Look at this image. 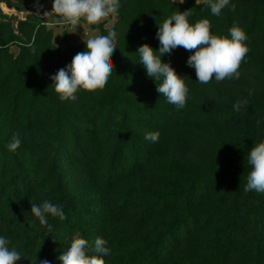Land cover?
<instances>
[{"label":"trees","instance_id":"trees-1","mask_svg":"<svg viewBox=\"0 0 264 264\" xmlns=\"http://www.w3.org/2000/svg\"><path fill=\"white\" fill-rule=\"evenodd\" d=\"M120 5L117 15L76 28L35 16L17 26L14 17L0 20V236L21 254L17 264H61L77 232L90 244L106 241L105 264H264V193L243 191L247 154L264 142V0H230L219 17L205 0ZM187 9L189 22L208 19L213 35L230 38V28L241 27L250 51L239 79L207 84L187 64L192 52L161 56L189 89L177 110L157 92L138 48L158 52V24ZM115 17L106 86L60 100L50 77L87 39L107 35ZM146 132H159L158 141ZM14 135L22 143L11 152ZM45 200L66 216L47 215L51 232L31 214V203Z\"/></svg>","mask_w":264,"mask_h":264},{"label":"clouds","instance_id":"clouds-1","mask_svg":"<svg viewBox=\"0 0 264 264\" xmlns=\"http://www.w3.org/2000/svg\"><path fill=\"white\" fill-rule=\"evenodd\" d=\"M184 2L179 0L180 4ZM205 3L210 6L212 15L219 17L230 0H205ZM120 6V0H52L51 11L43 12V20L52 18L56 25H70L73 28L78 27L82 20L95 25L109 16L117 15ZM35 7L36 15L39 16L42 7L39 0H35ZM232 8L234 10L235 5ZM191 15V9L174 12L158 24V52L147 43L138 48L139 63L146 69L147 76L156 82L157 92L177 110L186 106L189 89L185 77L178 75L170 63L162 62L161 56L177 48L192 52L187 64L195 69L197 82L207 84L213 79L216 82L239 79L241 65L250 51L246 44L248 36L241 27H231L230 38L213 35L208 19L192 24L188 19ZM106 31L107 35L87 39L84 42L86 50L76 53L70 64L50 77L52 88L60 100H76L78 91L92 92L106 86L115 70L112 57L117 48V32L113 28H106ZM247 104V99L238 100L233 107L239 111ZM145 139L157 142L159 132H146ZM21 143L19 136L14 135L6 147L15 152ZM247 163L251 170L243 191L264 193V142L254 144L247 154ZM31 214L38 218L41 225L47 226L49 232L51 225L48 224L47 215L66 219L63 207L47 200L40 205L31 203ZM9 243L8 239L0 236V264H17L22 258L15 247L9 248ZM105 245L106 241L99 237L90 244L77 232L72 236L70 246L57 259L61 264H105L103 256L110 254V249ZM90 250L96 254L89 255ZM39 264H50V261L44 259Z\"/></svg>","mask_w":264,"mask_h":264},{"label":"rangeland","instance_id":"rangeland-1","mask_svg":"<svg viewBox=\"0 0 264 264\" xmlns=\"http://www.w3.org/2000/svg\"><path fill=\"white\" fill-rule=\"evenodd\" d=\"M5 5V10H3L2 5ZM10 5H20L18 0H6L5 2L0 1V20L4 18L5 16L8 17H14L16 20L14 21L15 26H17V20H25L28 17H37L41 18L40 20H43V12L44 11H51L52 5L50 2H40V5L42 6L39 12V16L36 15V7L35 3L31 4L29 6L20 5L23 9V11H18L14 8H10ZM52 19V18H49ZM117 20V17L113 18L106 26L109 28L115 24ZM80 33V32H78ZM75 36V35H74ZM11 50L13 53L17 54L19 52L18 46L14 45L11 47Z\"/></svg>","mask_w":264,"mask_h":264},{"label":"crops","instance_id":"crops-1","mask_svg":"<svg viewBox=\"0 0 264 264\" xmlns=\"http://www.w3.org/2000/svg\"><path fill=\"white\" fill-rule=\"evenodd\" d=\"M45 1H46V2H47V1L50 2V4L52 5V1H51V0H45ZM45 1H44V2H45ZM69 26H70V25H69Z\"/></svg>","mask_w":264,"mask_h":264},{"label":"bare ground","instance_id":"bare-ground-1","mask_svg":"<svg viewBox=\"0 0 264 264\" xmlns=\"http://www.w3.org/2000/svg\"><path fill=\"white\" fill-rule=\"evenodd\" d=\"M2 8H3V10H5V9H6L4 4L2 5Z\"/></svg>","mask_w":264,"mask_h":264},{"label":"water","instance_id":"water-1","mask_svg":"<svg viewBox=\"0 0 264 264\" xmlns=\"http://www.w3.org/2000/svg\"><path fill=\"white\" fill-rule=\"evenodd\" d=\"M1 2H5L6 0H0Z\"/></svg>","mask_w":264,"mask_h":264}]
</instances>
